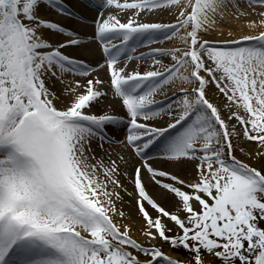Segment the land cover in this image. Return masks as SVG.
I'll use <instances>...</instances> for the list:
<instances>
[{
    "label": "snow or ice",
    "instance_id": "snow-or-ice-1",
    "mask_svg": "<svg viewBox=\"0 0 264 264\" xmlns=\"http://www.w3.org/2000/svg\"><path fill=\"white\" fill-rule=\"evenodd\" d=\"M91 7L0 0V264H264V0Z\"/></svg>",
    "mask_w": 264,
    "mask_h": 264
},
{
    "label": "bare ground",
    "instance_id": "bare-ground-1",
    "mask_svg": "<svg viewBox=\"0 0 264 264\" xmlns=\"http://www.w3.org/2000/svg\"><path fill=\"white\" fill-rule=\"evenodd\" d=\"M94 1L96 2V0H66V3L68 5L69 8L72 9V11L74 12H87L89 16H93L96 15L97 13L94 11H90V9L87 7L89 5H87V3H90ZM150 19H159L162 20L164 22H167L169 20V17L165 14L162 15L160 17H152ZM66 23H68L69 21H65ZM117 43L119 41H116ZM173 46V44L171 42H165L164 44H154L151 45V48H155V47H171ZM150 47H142L138 49L137 54H139V52H148L150 51ZM77 57L80 59H84L85 61L89 62V63H95L97 60L101 59V55L99 54V52L94 53L93 55H83V54H77ZM139 63V65L141 66V69L148 67L151 65L152 61L151 60H147V61H139L136 62ZM133 67H135V63L133 64ZM104 74L101 73V76H103ZM171 95V93L169 92V96ZM165 97L163 95H159L157 96V100H164ZM94 111L100 112V111H106L109 112L111 114H115V115H120L122 116L123 110L121 109L120 106V102L117 99H113L111 96L103 99V101L96 106V108L94 109ZM166 122H167V118L165 117L164 120L162 121H158L157 123L160 126H166ZM126 134V129H124L122 126L120 129L116 130V131H112L111 129H109V135L113 136L114 139L120 140L124 138V135ZM105 147L108 148V144H105ZM110 151L113 149H109ZM114 150L115 151H123L122 148H120L119 146H114Z\"/></svg>",
    "mask_w": 264,
    "mask_h": 264
},
{
    "label": "rangeland",
    "instance_id": "rangeland-1",
    "mask_svg": "<svg viewBox=\"0 0 264 264\" xmlns=\"http://www.w3.org/2000/svg\"><path fill=\"white\" fill-rule=\"evenodd\" d=\"M164 251L169 252V249L167 248V246H165ZM170 254L175 255V256H182L183 255L182 253H170Z\"/></svg>",
    "mask_w": 264,
    "mask_h": 264
}]
</instances>
